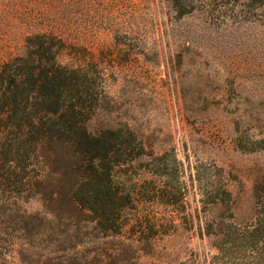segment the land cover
<instances>
[{"label": "rangeland", "instance_id": "1", "mask_svg": "<svg viewBox=\"0 0 264 264\" xmlns=\"http://www.w3.org/2000/svg\"><path fill=\"white\" fill-rule=\"evenodd\" d=\"M49 51L69 78L24 86L26 142L11 66ZM58 127L87 158L101 136L129 209L51 201L72 177L34 140ZM0 264H264V0H0Z\"/></svg>", "mask_w": 264, "mask_h": 264}, {"label": "trees", "instance_id": "2", "mask_svg": "<svg viewBox=\"0 0 264 264\" xmlns=\"http://www.w3.org/2000/svg\"><path fill=\"white\" fill-rule=\"evenodd\" d=\"M45 35H39L33 37V40H41ZM46 53H42L44 55ZM50 55V56H48ZM57 56L50 51L47 52V61L46 64H42V59L40 58L36 64L28 63L30 60L25 59H17L15 65L11 66L12 75L11 80L13 83V87L15 88V93L19 91L20 93V101L23 103V114L26 117V127H27V136L29 138L26 142H30L31 137L35 133L39 134L43 128L45 121H41L40 126L35 121L34 118L29 116L26 110L31 108L30 96H29V87L25 88L26 85H31L32 89H36V91H44V90H54V87L57 85V90H59L60 84L63 86L66 80L69 78V69L60 65L57 62ZM50 66L47 68L46 66ZM38 72V73H37ZM58 83V84H57ZM20 88V89H19ZM56 89V87H55ZM11 96L10 103L18 104L14 91L7 90ZM53 98V97H52ZM39 101H35L33 107L36 106ZM41 105H46L45 110L50 115H55L58 111L62 110L61 106H59V100L54 99L50 100L49 98L41 99ZM55 105V109L52 110V106ZM15 106V105H14ZM59 128V127H58ZM64 129L61 127L57 130V137L42 135L41 137L35 138V145L37 146V157L39 159L40 171L41 173H45L46 169H48L47 165L55 166V175L56 177H62L64 173H69L72 177V181L68 187L67 192L62 193L57 191L52 197L51 201L53 203H59L61 201L60 197L67 199L68 205L70 209L74 213H81L86 211H91L93 205H97L98 202L101 204V190L104 189V192L107 193L103 198L106 202H124V205L120 206V210L118 215H121L126 209H129L128 205L125 203H131L132 198L129 194H121L117 190V183L113 180L114 174L112 172L114 164H111L108 160L109 157V149L101 148V136L92 135L90 136V141L92 144H95L96 150L90 154L87 158L84 152H80L77 154L73 149V142L70 139L59 138L61 135H65ZM95 136V137H94ZM100 144V145H99ZM58 147V148H57ZM58 149L64 150L66 154V164L56 163L55 160H50L54 152ZM76 153V154H75ZM84 166V167H83ZM42 173V174H43ZM42 174L40 177H42ZM100 198V199H99ZM123 209V210H121ZM120 213V214H119ZM102 227V226H101ZM108 237V234L105 236ZM135 250L137 258L143 255L145 251V246H138ZM139 247V248H138ZM151 251L154 247L153 244L149 245ZM148 248V247H146Z\"/></svg>", "mask_w": 264, "mask_h": 264}]
</instances>
